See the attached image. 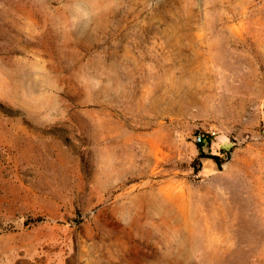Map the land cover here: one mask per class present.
Returning <instances> with one entry per match:
<instances>
[{
  "label": "rangeland",
  "instance_id": "obj_1",
  "mask_svg": "<svg viewBox=\"0 0 264 264\" xmlns=\"http://www.w3.org/2000/svg\"><path fill=\"white\" fill-rule=\"evenodd\" d=\"M0 264H264V0H0Z\"/></svg>",
  "mask_w": 264,
  "mask_h": 264
},
{
  "label": "bare ground",
  "instance_id": "obj_2",
  "mask_svg": "<svg viewBox=\"0 0 264 264\" xmlns=\"http://www.w3.org/2000/svg\"><path fill=\"white\" fill-rule=\"evenodd\" d=\"M248 191L244 197L252 198L253 197L252 194H249ZM166 198L169 199V196H166ZM224 200H225V197L222 194H220V192H218L216 193V195L213 196L212 199H207L206 201L202 203V206H206L205 208L201 209L200 206L198 205L197 207H195V210L198 212L200 210L203 213L202 215L204 216V218L207 221H210L212 226H215L216 228L218 227V228L224 229L226 231H230V229L232 230L234 228V219L230 220L229 215L233 214L234 216H238L239 213H241V211L239 210V208L234 209V207L237 206V204H235L237 203L236 200L235 202L230 203L229 205H226V207L224 206L225 204ZM163 204H164L163 200L158 201L155 199L153 200L151 199L149 203L143 204V205H145L146 208L149 209L148 210L149 213L151 212L150 209H153L157 212L161 210L162 215L165 216L171 213L172 209L170 207H166L165 204L163 206ZM177 208H178L176 211L177 214L180 215V217L184 221L183 222L184 226L187 227L188 224L186 221L190 219V213L193 212L192 210H190V205L187 202H181V203L179 202L177 205ZM152 214H153L152 212L151 214H148V218H150ZM215 240L217 241L218 245L220 244H221L220 246L224 245L223 240H220V241H218L217 239ZM196 241L197 240L195 238L190 239V243H195Z\"/></svg>",
  "mask_w": 264,
  "mask_h": 264
},
{
  "label": "trees",
  "instance_id": "obj_3",
  "mask_svg": "<svg viewBox=\"0 0 264 264\" xmlns=\"http://www.w3.org/2000/svg\"><path fill=\"white\" fill-rule=\"evenodd\" d=\"M205 139L204 138H202V141L201 142H196L197 143V146L199 147V148H201L202 146H203V144H204V141Z\"/></svg>",
  "mask_w": 264,
  "mask_h": 264
},
{
  "label": "built area",
  "instance_id": "obj_4",
  "mask_svg": "<svg viewBox=\"0 0 264 264\" xmlns=\"http://www.w3.org/2000/svg\"><path fill=\"white\" fill-rule=\"evenodd\" d=\"M202 141V137H201V135H198L197 137H196V142H201Z\"/></svg>",
  "mask_w": 264,
  "mask_h": 264
}]
</instances>
